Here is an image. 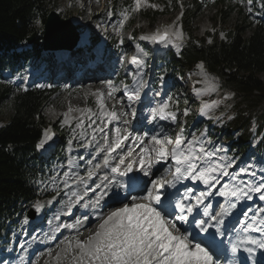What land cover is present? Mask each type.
I'll return each instance as SVG.
<instances>
[{"label":"trees","instance_id":"1","mask_svg":"<svg viewBox=\"0 0 264 264\" xmlns=\"http://www.w3.org/2000/svg\"><path fill=\"white\" fill-rule=\"evenodd\" d=\"M261 4L260 16L252 21L243 11H235L231 0H219L214 31L198 37L194 23L207 7L204 2L191 0L181 20L189 40L181 54L170 53L168 58L174 72L194 71L202 64L214 75L221 85L212 100L231 95L227 101L230 116L218 132L227 146L238 148L241 154L250 149L256 136L262 138L260 149L264 151V83L259 77L264 74V0ZM52 5L53 0H0V99L13 101L10 120L0 126V245L11 238L26 207L52 195L44 184L54 174L55 159L64 144L66 131L60 128V146L50 157L42 156L37 147L49 126L43 107L55 91L36 85L28 89L12 87L3 76L4 70L18 72L42 58V30ZM121 5L132 9L131 0H114L115 14ZM234 13L235 22L228 26ZM145 16L155 22L159 13L150 10ZM30 37H34L32 43ZM116 43L114 48H119ZM22 46L26 49L17 51Z\"/></svg>","mask_w":264,"mask_h":264},{"label":"snow or ice","instance_id":"2","mask_svg":"<svg viewBox=\"0 0 264 264\" xmlns=\"http://www.w3.org/2000/svg\"><path fill=\"white\" fill-rule=\"evenodd\" d=\"M147 2L148 0H134V10H138ZM150 6L156 7L154 4ZM123 15L124 19L128 18L127 10L124 11ZM182 36L183 33L179 29L174 31L169 29L163 33L158 30L151 37L143 38L164 43H175ZM133 62H137L136 57H133ZM198 67L203 72V65L201 64ZM205 77L207 78L206 73ZM108 87L109 95H111L114 89L110 82ZM210 90H215V85H211ZM201 94L200 91H197V95ZM100 96V108L103 110V93ZM128 98L130 101L139 100V92L129 94ZM170 100L171 97L152 109L154 118L159 116L161 119L176 120V113L170 108ZM209 107L211 106L203 104L202 111ZM103 115L107 116L109 121L119 119L115 111H104ZM185 115H187V111H185ZM65 117L67 118V114H65ZM99 130L103 131V129ZM129 135L130 133L127 130L121 135L120 129H116V136L107 149L108 155L104 158L103 163L105 166L109 164L111 153L120 148ZM51 138L50 130L45 129L43 138L39 141L37 147L42 148ZM105 142L107 143V139ZM215 155L216 151L205 150V142L200 137L193 136L191 140L186 141L183 136V129L175 135L174 139L167 135L163 138L153 135L151 137V147L142 148L138 159H128V157L133 156V152L129 150L127 156L119 157V162L111 168L112 173L126 175L138 164L139 170L145 176H150L153 174L152 167L154 163L167 160L169 157L174 161V171L169 170L164 176L151 180L150 186H147V182L140 181V183L145 184L142 189L146 193L145 195H131L130 193L126 195L124 199L128 202L122 203V206L115 207L98 217L99 223L86 238L80 239L78 236L66 238L67 248L64 250L63 255L69 259L70 264H219L213 252L209 251L203 243L196 242L197 237L183 227L188 224L189 216L194 210L199 214V206L204 204L206 196L212 195L211 191L194 194L193 190L188 188L185 195L177 200L175 204L172 200L173 193L161 191L166 185L175 187L176 183L184 179L201 181L209 189L214 188L219 183V179L214 174L222 173L227 176L229 174L228 169L234 163V161L232 163H209L211 157ZM199 161H203L207 166H199ZM121 166H124L123 171ZM96 167L99 168L100 165H96ZM240 172H248V168H241ZM94 174L92 169L87 172L89 178ZM67 175L65 173V176ZM252 175H255V173H252ZM79 179L83 180L84 178L79 177ZM104 179L107 180L108 177H104ZM65 186L67 187V184ZM97 187L100 186L97 185ZM246 187L251 192L259 193L264 189V182H261L258 187L252 184ZM89 190L94 191V189ZM249 191H245L236 185L225 184L219 195L225 198L236 197L237 200L244 197L251 199ZM105 195H107V192L102 193L95 201L91 202V207L97 208L100 205V200ZM189 198L195 202H190ZM81 199L83 197L78 196L76 202L78 203ZM260 199L264 200V194L260 196ZM88 206V203L84 205V207ZM35 207L39 210L41 205L37 203ZM68 207L71 211V201ZM235 207L236 204L227 199L226 204L220 206L219 211H216L213 215L209 211V206L205 205L203 214L205 217H209V220H196L195 217H192L195 227L201 232H206L208 227H216L217 232L223 235L219 225L223 224L224 217ZM260 211L264 212V209ZM245 216H247V213H245ZM257 219L258 216L254 215L252 217L253 223L247 224L243 231L247 233L249 229L255 228L256 231L264 235V227H261V225H264V219H259L258 225L256 224ZM211 221H215L216 224H211ZM81 223L82 221L77 220L75 224H65L60 225V227L73 228ZM189 227H191L190 224ZM241 244H251L264 249V238L258 239L253 236H245ZM241 244H233L231 251L235 253ZM245 250L252 253L255 248L248 247Z\"/></svg>","mask_w":264,"mask_h":264},{"label":"rangeland","instance_id":"3","mask_svg":"<svg viewBox=\"0 0 264 264\" xmlns=\"http://www.w3.org/2000/svg\"><path fill=\"white\" fill-rule=\"evenodd\" d=\"M112 1L113 0H53V5L51 7V10H55L57 12L58 9H62L63 12L59 15L60 17L64 19H71V20L78 19L81 21L80 15L86 17L87 22L92 21L91 26H88V28L93 30L92 31L93 36L103 37V35L106 34L107 36L105 37L106 40L118 39L119 43H121L123 47V50L118 51V54L123 55L126 50H131V46L128 43V39H131V37L128 35L129 32H125L122 29L123 25L117 23L114 19H111L110 17L104 22H102V19H98L95 17V14L99 13L100 11L109 10L110 4ZM188 2H190V0H150V5L154 4L156 5V7H151L150 5H146V7L144 8L145 13L149 10V8L159 10V12H161L162 10L166 8L169 10V15H161L158 17V19L153 24H150L152 25L151 26L152 29L158 30L159 29L158 26H161L164 24L172 25L174 23H177L176 29L180 30V16H181L180 13ZM232 4L237 5L239 7H245V12L247 14H250L252 19H254L257 16L253 8L254 2H252V0H232ZM216 7H217L216 0H210V6L207 8L206 11H204L197 18L196 22L194 23V28L196 30V36L201 37L203 35L204 29L209 28V27L211 28L212 23L217 22L219 20V13L217 12ZM144 11L142 13H137L136 10H133V13L131 15H132V19L135 20V23L132 26V28H136V29L139 28V30H142L144 31V33H147L149 31V29L147 28L148 20L144 18ZM178 17L179 19H177ZM235 18H236V14H233V17L230 19L228 26L232 25L235 22L234 20ZM87 22H85L84 24H80L79 22L80 25L79 24L76 25L78 28V31L80 30L79 31L80 33H81V30H82V33L86 32ZM101 23H104L103 26H101ZM220 28H222V25H220ZM185 39L181 43L180 46H175L176 52L179 51L180 48H182V46L184 45L186 41ZM84 41L85 39H83L81 43H83ZM158 57H159V64L156 67L157 71L160 70V67L162 66V62H163L162 60L165 58L163 54H160ZM205 73L209 74L205 71L202 72L200 70V71H196L195 73H192V75H195L200 79L201 76L205 75ZM167 74L169 75V73ZM209 75L212 76L211 74ZM212 77H213L214 85L218 87L220 85L219 81L214 76ZM259 77L264 83V74H260ZM84 82L74 85V88L76 86L81 87L82 86L81 84H84ZM109 82L111 83V86L114 89V84L112 83L111 80H109L106 86L107 89L102 88L103 95H105L106 102L108 100L111 106L114 105L115 102L117 103L116 110L118 111V113L120 114V117L122 118V127L128 130L127 129L128 127L125 124V121L127 120L128 117H126V115L123 113L124 108L121 105V103H119V101L121 100V91L126 89L127 85L126 83L118 84L117 86L118 89L114 90L112 94L109 95V87H108ZM99 86H103V83L100 84ZM74 88L67 90V91L61 90L57 94L53 95L49 100L50 102H48V104H46L43 107V116L49 125L47 129L50 130L51 136L54 139H56L57 134H58L55 132L54 130L55 128L53 127V125H55L54 117L56 113L58 112L56 110L55 105H63L66 107L74 106L79 113L81 112L82 108L85 107V106H81L75 103L76 99L79 98L81 95L84 96V94L80 95ZM213 93H214V90H210L205 97ZM184 94H188V91L186 89L184 90ZM89 97L84 98L83 101L85 100V102L86 101L91 102L92 98L89 99ZM169 97H171L170 108L171 109L173 108V110H176L175 111L176 114L180 115V118H181L180 126L177 127L176 133L180 132V130L183 129L186 116H189L190 118H193L194 120L193 127L191 128L189 133L184 132L183 130V134L185 138L189 136L193 137V135L198 131L199 122L202 123V122L209 121V125L216 128L218 124L222 123L226 119L225 114H218L219 102L218 103L216 102L215 103H207V102L201 103L204 100V98L197 99L195 95H192L189 98H185V96H183V94L177 87H174L169 91L168 99ZM203 104H208L211 107L202 111ZM226 104L227 103H224V106H226ZM178 105L179 107H177ZM100 109L96 110L95 108H92V107L86 108V112L78 116L79 117L78 123L74 125L73 127H67L68 136L72 137L71 142L67 145L66 156L68 158L67 160H65L64 165L59 164V166L57 167L58 176L54 178V182L52 181V185L50 186L52 189L62 188L63 190H66V191L63 193V195H61V199L59 201L60 203L54 209L55 212L48 213V223L46 224V228H51V225H53V224L49 225V223L53 220V217H52L53 214L62 215L67 210L69 202L70 201L73 202V199L75 196L74 192H71L70 190H68L69 188H71V185H67V187L65 185L68 183V179L71 176L70 174L74 173V167H77V169L80 170L79 166L83 161L84 154H82L79 158L77 157V153H76V151H78L77 146L78 147L85 146L83 148H85L86 151H88V146H87L88 142L90 140L93 141L94 143L98 141L97 135L100 131H98L95 134L93 124L96 122L95 126L97 128H101L102 121H101ZM194 110L197 112L192 116L189 115L190 114L189 112H193ZM185 111H187V115H185ZM12 114H13V101L11 99H8L5 101L0 99V126H4L6 122L10 120ZM68 121H70L69 118H63L59 126H66V124H68ZM167 129H168L167 127L165 128L161 127V129L158 132V135H162L163 137L166 135L168 136ZM207 131H209L208 124H204L202 128L200 129V133L196 137H200V139L203 141L204 134ZM202 133L203 135H201ZM209 133L212 135V137L208 140H205V142L210 141V146L216 152L218 151V147H219L221 150L219 157L221 158V160L229 162V163H232L234 161V163H232V167H236V165L239 163L240 165L245 166L247 162H250V166L258 165L259 163L257 161V156L264 155V154H261L257 149H252L247 154L241 157L237 155L236 148H230L229 146H226L223 143L218 133H216L213 130L211 132L209 131ZM102 136L103 135H101L100 133L99 138ZM50 140H48L46 143L48 142L50 143ZM86 140L88 141L86 142ZM149 140L151 142V139H148V141ZM70 161L71 163H69ZM249 172H252V171L249 169ZM65 173H67L68 175L65 176ZM113 193L115 192L113 191ZM37 219H40V213L37 216ZM29 220L30 219L28 218V220L26 219V222H25L27 229L29 226L28 225ZM93 224L96 225V221ZM82 228H83V225L80 226L79 230H81ZM38 229H39L38 231L43 229L42 225H40ZM26 233H27V230L25 231V234ZM89 233L90 231L86 230L85 232L81 233L79 238L84 239L89 235ZM38 234H36L35 237L38 236ZM25 239H26V235H24L21 238L20 243H22ZM64 246H66L67 248L66 242H64ZM14 249H15V246H10L8 249L9 251L8 254L0 250V262L2 263L5 258H8V256H10V251H13ZM10 258L15 259L16 256L12 255ZM61 261H62L61 264H70V261L66 256H64V258H62ZM42 264H46V263L42 262Z\"/></svg>","mask_w":264,"mask_h":264},{"label":"water","instance_id":"4","mask_svg":"<svg viewBox=\"0 0 264 264\" xmlns=\"http://www.w3.org/2000/svg\"><path fill=\"white\" fill-rule=\"evenodd\" d=\"M44 47L47 49L65 47L71 49L78 41L79 34L70 19L60 17L55 10L50 11L44 24ZM33 38H30L32 41Z\"/></svg>","mask_w":264,"mask_h":264},{"label":"bare ground","instance_id":"5","mask_svg":"<svg viewBox=\"0 0 264 264\" xmlns=\"http://www.w3.org/2000/svg\"><path fill=\"white\" fill-rule=\"evenodd\" d=\"M57 12L59 13V14H61L62 12H63V10L62 9H58L57 10ZM73 19H75V18H73ZM71 20V19H70ZM72 21V23L76 26V25H78L79 24V22H80V20H78V19H75V20H71ZM77 27V26H76ZM80 42L83 40V39H86V35L84 34V33H80ZM205 78V80H208L209 81V83H211V81L213 80V77L212 76H210L209 74H207V78L206 77H204ZM85 82H88V83H84V84H81L82 86L81 87H78V86H76L74 89L81 95V94H84V96L83 95H81L79 98H77L76 99V101H75V103L76 104H79V105H82L84 102H83V99L84 98H88L90 95H91V93H98L97 91H95V90H93L94 89V87L98 84V82L96 81H93V79H89L88 81H85ZM80 85V84H79ZM103 88L104 89H107V87L105 86H103ZM106 94V93H105ZM107 97V96H106ZM105 101H106V98H105ZM72 103V102H71ZM110 107V106H109ZM111 108V107H110ZM104 111H106V109H104ZM103 111V112H104ZM51 114H52V112H51ZM58 115V114H57ZM101 135H103V133H101ZM151 146V145H150ZM101 158H103V157H105L106 156V153L105 152H101L100 153V155H99ZM237 164V163H236ZM114 182H117L116 180H114ZM238 184H239V187L240 188H243L244 189V187H246L245 186V184H242L239 180H237L236 181ZM234 185H235V182H234ZM114 189V188H113ZM245 191H246V188L244 189ZM107 193H109V191H106ZM121 193L119 192V195H120ZM102 195V194H101ZM101 195H99V196H101ZM116 198H117V195H110L109 194V196H104L103 197V199H101L100 200V204H102L104 201H107V200H109V202H110V205H113L114 204V201L116 200ZM128 202V201H127ZM126 202V203H127ZM115 207H120V206H115ZM105 209V208H104ZM112 209V208H111ZM101 213L102 212H100V211H98V212H96L91 218H90V223H88V226H87V229L91 232V231H94L95 230V228H96V226H97V224L99 223V219H98V217H100V215H101ZM96 221V225H94L93 223ZM85 232V231H84ZM64 250H65V247L60 251V258H62V255H63V252H64ZM59 257H58V260L54 263V264H61L62 262L60 261V259H59Z\"/></svg>","mask_w":264,"mask_h":264}]
</instances>
